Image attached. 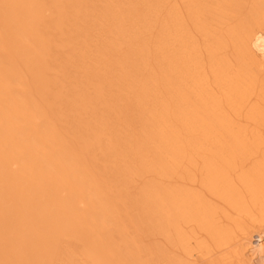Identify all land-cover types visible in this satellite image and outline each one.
Wrapping results in <instances>:
<instances>
[{
  "label": "rangeland",
  "instance_id": "374dc122",
  "mask_svg": "<svg viewBox=\"0 0 264 264\" xmlns=\"http://www.w3.org/2000/svg\"><path fill=\"white\" fill-rule=\"evenodd\" d=\"M38 1L41 5H47L48 7H43L45 16L42 15L44 18L41 17V22L35 26L38 34L37 36H39L38 38H40V40L41 38L44 39L45 43V51L42 55L44 66L42 70L43 72L41 71L40 73L41 78L45 82L50 81V86L47 84L46 87V90L48 91L43 93L47 95L48 99L45 103L46 107H44L45 112L41 116L42 121L43 123L46 122V124H49L48 126L51 124L52 127L57 130L60 137L59 140L62 139L63 142H66V148L70 150V148L73 147L72 150L78 154L80 164L86 166L90 171L89 182L91 183L90 175H92V184L94 183V185L97 186L99 184L98 187H100L103 192H100L102 194V199H107V202L109 200L110 203L114 204L113 211L115 212L116 218L119 217L118 224L120 225L121 221V226L124 224L129 233L134 229L136 231V229H138L136 226L139 224V222L137 224L136 222L140 221L139 219H141L142 216L137 212L139 207L136 208L137 205L134 203L135 200L139 198L141 199L142 196L147 197L146 195L150 190H157V188L161 190L164 188L178 189L186 192L190 196L194 195L191 196L192 198L196 196L199 203L202 204L203 202L201 206H203V208L205 207L204 209L208 208V214L212 216L214 214L215 226L218 225V227H220L219 230H223L222 233L227 232L226 235L228 234L225 239V244H216L215 242L217 240L215 241V238L208 233V231L204 230L206 227H203L202 224H197L199 221L191 219L192 222L191 220H188V222L186 221V223L181 222L180 236L183 241L177 239L178 237L173 235L172 237L175 242L172 245L163 235H156L154 237H145L142 235L141 240L139 239V241L140 245H144L143 248H157L163 253L179 257L178 259L181 261L183 260V262L185 261V264H264V242L261 241L262 236H264V98H260V94L264 93V91L262 92L261 90L264 86V72L260 71L257 73L253 70L255 74L257 73L255 75L256 83L253 84L254 92L248 97V99H246V101L238 103L237 105L231 104L229 102V93L225 91L224 83L218 81V79H223L225 76L218 79L212 77L210 66L208 62H206L208 59L211 60V58H209L207 53L203 50V38L195 28L196 20L193 18L189 19L184 0H156L154 2L152 0H146L142 3L140 0H74L76 1V4H72V6L75 5L73 7L69 4V0H60L58 7H61V9H59V12L57 13L55 10L56 8H54L56 6L54 4L51 5L52 3H49L50 0ZM218 1H209V8H211L212 11H217L212 12L210 9L208 10V13L212 12L210 13L212 15L210 17H213L209 22V32L217 39L218 37L225 38L228 45L223 50L217 51V54L215 52L213 57H218V60H224H220V62L226 61L228 63V72H226L229 73L230 77L233 75L236 76L239 75L241 71V66L239 65L242 64V62H246L245 59L248 57L247 55L245 58L241 56L238 58V60H240L238 62L234 47L231 44L233 41H231L229 36L231 34H237L241 29H243L241 30V32L243 31L242 33H246V31H244L247 28L246 26L250 28V24H247V21L248 19L250 20L249 17L252 15L251 12L256 8L255 7L251 10V8L255 6L252 3H255L257 0ZM221 1L222 3H220ZM201 2V0H196L192 6L194 5L195 7H198L197 5L201 4ZM219 5L220 7H218ZM222 6H224L225 9H223ZM141 8L142 10H140ZM150 8L154 9L157 13L148 12ZM177 8H179L183 18H185L186 30L189 29L188 33L190 36L192 35V39L197 41L198 46H200L199 51H202L200 53V58L205 61L202 72H204V75L208 80L207 87H204V93L198 94L197 91H201V88L199 89L195 86V88L190 91L192 94L191 98L196 104H200V98L203 99L201 100L203 104L202 107L205 109L210 106V113L206 118L210 117V126L213 129H210V131L207 132H199L198 130L201 129L198 125L196 128L193 126L194 131L191 132L189 127H187V124L180 122L181 119L176 120L171 117V114H168L173 121L169 122L172 124L171 129H161V131L158 129L157 133L160 135L161 132L163 133L164 131L166 133L167 130L170 131H168L169 133L172 132L173 134L177 132L183 144L180 149L183 154L181 157L183 158H180L178 160L179 162L177 161L176 165L178 164V166L170 175L161 176L153 170L156 163L154 161L153 153H151V147H153V150H158L160 147V144L156 141L157 135H150L149 137V134H146L145 136L146 131L141 130H144L143 123L146 121L145 119L148 115H150L149 107H155L154 111L159 112V108L162 104L166 103L168 105L174 100L173 97L172 99L170 97L173 96L172 93L170 92L168 95L166 92L167 87L162 84V80H160L162 78H159L158 76H167L168 72L164 69L165 67L159 66L158 64L161 53L158 52L157 48V42L159 40L158 36L160 34L157 28L161 27V24L163 25L162 22L169 16V11ZM192 8L190 7V9ZM214 8H219L218 10L220 13ZM221 8L224 11L222 13L224 18L220 15L222 12V10L220 11ZM112 11H115L118 15L124 14L122 17L125 18L126 22L124 21L125 23L123 22L121 24V29L124 33L126 32L125 34H127L128 31H131L132 27H135L136 23L134 24L132 21L135 16L138 15H145V18H149L147 16L149 13L154 16L156 15L157 24L142 29L143 31L137 35V38L134 41L128 42L129 44L131 43L130 45L128 43L117 45L114 43V41L117 40V37L115 36V32L112 31L113 29L111 25L115 23L116 19L114 21L113 19L110 20V13ZM247 12L250 15H248ZM245 14L247 17H245ZM58 18L60 21L57 20ZM244 19H246V22L243 21ZM147 20L148 19H145V21ZM242 21L246 23V25H244ZM56 22L58 28L59 24L61 26L59 29H57V27L55 28L54 23ZM238 23L240 24L239 26ZM254 25L255 24L252 26L253 28ZM240 26L242 28H238ZM256 26L257 25H255L254 31L256 30L259 33V27ZM252 27L251 29L253 30ZM145 29L148 31L146 32ZM132 39L133 37L131 40ZM1 45L3 48L6 46V44L3 43ZM12 45L13 42L8 43L7 47H11ZM259 46L260 44L256 47L253 54L258 61L262 60V53L259 50ZM148 54L150 56H148ZM253 55L249 56L251 57ZM12 58L13 56L9 54V57L5 60L20 62ZM126 58H129V61L132 62L133 66L131 65V67L127 68V82H124V85L119 87L116 84V80L121 74L119 72L121 67L124 66L121 63ZM132 58L134 60H132ZM21 64L25 65L23 62H21ZM21 64L19 63V67H21ZM8 68L9 67L5 66L4 70L7 71ZM20 72V81L22 83H24L25 80V85L26 82L28 84L32 82L31 79L33 78V75L31 72L27 71L25 67L24 69L22 68V71L20 70ZM36 76L37 75H35L34 78H37ZM150 82H154V84L157 85L156 88H154L156 95H151L150 93H147L149 95L134 94L135 90L131 91L132 87L135 89L136 85L142 83L145 85L144 89H146L147 92H150L152 90V87L149 84ZM16 84L18 85V83ZM29 87L26 85V88L30 89L29 93L33 94L32 98L34 99L35 96L33 90L35 91V89L31 90V84ZM15 88L16 87H11V90L13 91ZM40 90V93L43 92V89ZM43 96L44 95H42V97ZM142 97L145 98L143 100L146 104H141L138 100ZM40 98L41 97H39L38 100H40ZM152 98L155 100L149 101L150 99L152 100ZM211 104L212 107H215L214 112H211ZM85 107L87 108L85 109ZM81 108L86 111H82ZM140 114H142V116H140ZM216 118H220L227 123L225 124L228 126V129L225 126L227 129L225 131L226 133L222 128L221 130L219 127L214 126V120ZM168 124L167 126L170 127V124ZM93 130L95 132H93ZM96 133L100 134L98 142L97 144L91 145L92 141L90 140L93 139L92 136ZM87 135H89V142H91V144L89 143V152H85V149H82V145L85 143L86 139H88L86 138ZM151 137L152 139H156L150 140L152 143L148 144L149 140L147 141V138L151 139ZM134 138H137L138 141H133ZM108 142L111 146H109ZM153 142L157 144L154 145ZM147 145L149 148H147ZM240 146L245 148V150H242V155L240 157L238 155V157H236L237 159H234V165L231 168L228 167L229 169H226V172L228 173L226 174L225 172V174L229 180L227 181L230 182L235 193L241 198V202L239 203L243 206L244 203L247 205L245 207L248 208L249 211L247 210L245 214L244 212L241 213L236 208L230 207L228 203L223 200L218 192L223 191L221 188H217L216 190L212 189L211 191V188L209 189L211 185L208 183L209 180L206 175L208 172L207 167L209 165H215V163L216 165H221L223 158L227 159L231 157L232 159V155H229V152L232 151L231 154H233V151H236V148H239ZM110 147L113 150H111ZM162 148L160 152L164 149ZM224 149L226 151L228 149V154L226 151L225 152L229 156L222 153ZM166 157L167 154L164 155V158ZM221 157H223L222 161ZM210 162L214 164H210ZM258 167L259 169L261 168L260 170L262 172H260L261 174H258L259 171H257V174L259 175L257 189L259 195L256 196L258 197L257 203L252 204L253 200L249 193L251 189L247 187V183L249 184L248 176L249 173H253L254 170H259ZM247 173L248 175L245 177ZM243 177L248 180L246 181ZM241 178L243 179L242 181ZM245 184L246 186H244ZM76 209L82 214L83 211L81 210L86 208L81 205ZM137 216H139V219L136 218L135 220V217ZM130 220H132V222ZM51 224L52 226H50L49 229L54 228V225H58L56 222ZM42 230L40 231L42 232ZM45 230L48 231V229ZM136 232H138V230ZM136 232L135 234L137 235ZM90 233L89 235H91ZM77 239L82 242L81 238L76 237L75 241L70 235L68 237L63 236L59 238V240L57 239L58 241L56 240L55 243H53V246H55L53 248L55 253H53L49 263L63 264V261L61 262L60 260L63 258V254H71L73 252L77 254L80 252L84 245H82V243L84 242L80 243ZM245 242L249 243L248 247H242V244ZM89 246H91V244ZM44 249L45 248H43V250ZM188 252L191 253L192 257L187 254ZM80 253L83 252L81 251ZM60 254L61 258L59 257ZM92 254L93 253L90 254L92 257H96L95 253L93 254L94 256ZM77 255V264H95L90 255L88 261L92 260V263H88L86 260L87 258L84 257L85 255ZM99 257L94 258V260L99 259ZM84 261L87 263H83ZM0 264L2 263L0 262Z\"/></svg>",
  "mask_w": 264,
  "mask_h": 264
},
{
  "label": "bare ground",
  "instance_id": "6f19581e",
  "mask_svg": "<svg viewBox=\"0 0 264 264\" xmlns=\"http://www.w3.org/2000/svg\"><path fill=\"white\" fill-rule=\"evenodd\" d=\"M59 1L60 0L49 1V3H52L51 5L54 4L56 6L54 7L56 8V13L61 9V7H58L60 3ZM71 1L69 0L71 6L72 4H76V1L73 0V3ZM143 1L146 0H140L141 3ZM152 1L154 2L156 0ZM195 1L196 0H184L186 4L185 8L189 19L193 18L196 20L195 28L204 41L202 46L204 48L203 50L207 53L208 57L211 58V60L208 59L209 61L207 60L206 62H208L210 66L212 77L218 79L225 76L223 79H218V81L224 83L225 91L229 93V102L231 104L237 105L238 103L244 102L254 92L253 84L256 83L255 75L260 71L264 72V0H257L255 3H252L255 6H251V10L255 7L256 8L251 12L252 15L250 17L248 16L250 20L247 18V24H250V28L246 26L247 28L244 30L246 31V33L244 32L245 34L242 33L243 31L241 32L243 29H241L240 32H237V28V34L230 33L231 35L229 37L231 41H233L231 44L234 47L237 60L241 56L245 58L247 55L248 57L245 59L246 62H242V64L239 65L241 66V71L240 73L238 72L239 75H233L231 77L229 73H227L228 63L226 61L223 62L224 60L220 59L223 60L222 63L217 59L218 57H213L214 53L216 52L217 54V51L223 50L228 45V42L223 37H218V39L215 38L209 32V22L211 18H213L210 17L212 16L210 13L214 11L208 6L210 5L209 1L211 0H201L202 2L199 4L200 6L197 5L198 7H195L193 5L194 8L192 4H194ZM220 3H222V1ZM43 7L45 8L47 5H41L38 0H0V262L2 264H50L49 260L53 253H55L53 249L55 246H53V243L63 236L68 237L70 235L75 241L77 237L81 238L82 242H84L82 243L77 239L82 245L84 244L83 248L80 250V252L82 251L83 253H78L82 254V256L85 255L84 257L87 258V261L91 253H95L97 258L100 256L99 259L94 260L96 257L90 255L92 257L90 258L93 259L95 264H185L186 262L184 261V263L183 260L181 261L178 259L179 257L163 253L157 248H143L144 245H140L139 239L141 240L142 235L145 237L163 235L167 238L168 242L173 245L175 242L172 237L173 235L178 237L177 239L183 241L180 236L181 222L186 223V221L188 222V220L190 221L191 219L199 221L200 223H196L200 225L202 224L203 227H206L204 230L208 231V233L215 238V241L217 240L215 242L216 244H225V239L228 234L226 235L227 232L222 233L223 230L220 231L218 225L215 226L214 214L213 216L209 215V211H207L208 208L206 207L207 209H204L205 207L203 208V206H201L203 202L202 204L199 203L196 196V198L193 197V199L191 196L194 195L190 196L186 192L174 188H164L163 190L157 188V190H150L149 192L147 191V197L142 196L141 199L139 198L135 200L134 203L137 205L136 208L139 207L137 212L142 216L141 219L138 218L139 216L135 217V220L136 218L140 220L137 222L135 221L136 224L139 222L136 226L138 228L136 231L138 230V232L134 229L133 231L130 230L131 232L129 233L124 224L121 226V221L120 225L118 224L119 217L116 218L115 212L113 211L114 204L110 203L109 200L107 202V199H102V194L100 193L102 190L98 187V183H95L98 184V186L94 185V183L92 184V175H90L91 183L89 182L90 171L86 166L80 164L78 154L72 150L73 147L70 148V150L66 148V142H63L62 139L59 140L60 137L57 130H55L51 124L48 126L49 124H46V122L43 123L42 121L41 116L45 112L44 107H46L45 103L48 99L47 95L43 93L48 91L46 90V87L47 84L49 85L50 81L45 82L41 78L40 73L44 66L42 55L45 51V43L44 39L41 38L40 40V38H38L39 36H37L38 34L35 26L41 22V17L44 18L45 16ZM190 7H193L194 9H190ZM218 7H220V5ZM222 7L225 9L224 6ZM209 9L212 12L208 13ZM218 9L219 8L216 10ZM223 9H220V11L222 10L220 14L222 16V13L224 12ZM140 10H142V8ZM153 10L154 9L150 8L148 12H156ZM218 13H220L219 10ZM123 15L124 14L118 15L115 11L110 13V20L113 19L114 21L116 19L115 23L111 25L113 29L112 31L115 32V36L117 37V40L114 41L117 45L134 41L137 38V35L143 31L142 29L157 24L156 15L154 16L149 13L147 14L149 18H145V15H138L135 16L132 21L134 24L136 23L135 27H132L131 31H128V33L125 34L126 32L124 33L121 29V24L125 21V18L122 17ZM245 17H247V15ZM59 18L57 19L58 21H60ZM145 19L148 20L145 21ZM245 20L246 19L243 21ZM185 22V18H183L179 8H177L169 11V16L162 22L163 25L161 24V27L157 28L160 33L158 36L159 40L157 42V48L158 52L161 53L159 61L158 58L157 61L159 66L165 67L164 69L168 72L167 76H158L159 78H162L160 80H162V84L167 87V90L169 88L166 92L168 95L171 92L173 96L170 97L171 99L173 97L174 100L168 105L166 103L162 104L159 108V112L154 111L155 107H149L150 115H148L145 119L146 121L143 123L144 130H141L146 131L145 136L146 134H149V137L150 135H157L156 141L160 144V147L158 150H153V147H151V153H153L154 161L156 163L153 170L161 176L170 175L178 166V164L176 165L177 161L180 158H183L181 157L183 154L180 150L183 145L181 138H179L176 131H174L176 132L174 134L172 132L169 133L172 125L169 122L172 121V118L176 120L181 119L180 122L187 124V127H189L191 132L194 131L193 126L196 128L198 125L201 129H197L199 132H207L210 131V129H213L210 126V117L206 118L210 113V106L205 109L202 107L203 104L201 100L203 99L200 98V104H196L191 98L192 94L190 91H192L195 86L199 89L201 88V91H197L198 94L204 93V87H207L208 80L205 77L204 72H202L205 63V61L200 58V53L202 51H199L200 46H198L197 41L192 39V35L190 36L188 33L189 29L186 30ZM239 23L241 24L240 21ZM239 23L238 26L240 25ZM56 24L57 22L54 23L55 28L57 27ZM253 24L257 25L256 27H259V33L255 30V34V25L253 28ZM244 25H246V23H244ZM60 27L59 24V28ZM59 28L57 27V29ZM238 28L242 27L240 26ZM147 31L148 30H146V32ZM131 36L133 37L132 40ZM11 42H13V45L7 47V44ZM2 43L6 44L4 48L1 45ZM259 44V50L262 53V60L258 61L253 54ZM9 54L13 56L14 60L16 59V61L18 60L20 62H15L13 60L6 61ZM249 55L253 56L250 57ZM148 56L150 55L148 54ZM132 60L134 59L132 58ZM239 61L240 60H238V62ZM21 62L25 63V65L21 64ZM19 63L21 64V67H19ZM121 64L124 66L121 67V70L119 71L121 74L119 73L120 76L117 77L116 80V84L119 87H122L124 85L123 83L127 82V68L131 67L132 62L129 61V58H126ZM5 66L9 67L7 71L4 70ZM24 67L33 75V78L31 79L32 82L29 84L26 82V85L29 87L31 84V90L35 89L36 92L33 90L35 96L34 99L32 98L33 94L29 93L30 87L28 89L26 88V80L24 83L20 81V70L22 71V68L24 69ZM253 70L257 73L255 74ZM35 75H37V78H34ZM16 83H18V85ZM149 84L152 87L150 92H147V90L144 89L145 85L142 83L136 85L135 89L132 87L131 91L135 90L134 94L149 95L147 93H150L151 95H156L154 88H156L157 85L154 84V82H150ZM11 87L16 88L12 91ZM263 87L261 88L262 92L264 91ZM40 89H43V92L40 93ZM41 94L44 96L42 97ZM39 97H41L40 100H38ZM260 98H264V93L260 94ZM143 99L145 98L142 97L138 100L141 104H146ZM153 100L155 99L152 98V100L150 99L149 101ZM86 108L87 107H85V109ZM211 108V112H214L215 107H212V104ZM85 109L83 110L86 111ZM168 114H171L172 118ZM140 116H142V114H140ZM168 123L170 124V127L167 126ZM214 124V126L219 127L220 129L222 128L224 132L228 129V126L225 125L227 123L220 118H216ZM158 129H160V131L161 129H169L167 130V132H169L165 133L162 130L163 133L161 132L159 135V133H157ZM93 132L95 131L93 130ZM99 135V133H96L92 136L93 139L90 140L92 141V144L89 142V135H87L86 138L88 139H86L83 144L84 146L82 145V149H85V152H89V145L97 144L98 138L100 137ZM154 139H152V137L151 139L147 138V141L149 140L148 144L152 143L150 140ZM135 140L136 142L138 141L137 138L133 139V141ZM154 142L153 144L156 145L157 143ZM109 146H111L110 143ZM147 148H149L148 145ZM161 148L163 149L162 152H160ZM110 149L113 150L111 147ZM236 149L237 152L233 151V154H231L232 151L229 152L228 149L227 151L224 149L222 153L225 155L226 152L227 154L229 152V155H232V159L231 157L227 158L226 156H229L227 154L225 156L227 159L221 157V161L223 158L222 166L216 165L215 163V165H209L207 167L208 172L206 175L209 180L208 183L212 186L207 187H209V189L211 188V191L212 189L216 190L217 188H221L223 191H218L220 193L218 194L222 196L223 200L228 203L230 207L236 208L238 211L241 213L244 212L245 214L248 210V208L245 207L247 205L244 203L243 206L239 203L241 202V198L235 193V190L232 188V185L228 182L229 180L226 177V174L228 173L226 172V169L228 167L231 168L234 165V159H237L236 157H238V155L240 157L242 155V150H245V148H242L241 146ZM163 151L167 154V159L164 158L165 154ZM210 164L214 163L210 162ZM260 169H256L254 172L251 171L253 173H249V180L247 179L249 184L246 182L247 187L251 189L249 193L253 200L252 204H256L258 201V197L256 196L259 195L257 189L259 180L258 174L262 173ZM257 171H259V173ZM247 175L248 173L245 177ZM242 180L243 179L241 178V181ZM244 186H246V184ZM81 205L86 208L81 210L83 211L82 214L76 209ZM130 221L132 222V220ZM53 222L58 223V225L53 224L54 228L49 229ZM134 224L133 226L135 227ZM45 229H48V231ZM40 230H42V232ZM89 233L91 235H89ZM261 241L264 242V236H262ZM90 244L91 246H89ZM248 246L249 243L245 242L242 244V247ZM43 248H45V251ZM189 252L187 254L192 257ZM77 254L74 252L71 254H63V258L60 260L61 262L63 261V264H77ZM60 256L61 254L59 257ZM91 261L92 260L88 261V263ZM83 263L87 262L84 261Z\"/></svg>",
  "mask_w": 264,
  "mask_h": 264
}]
</instances>
